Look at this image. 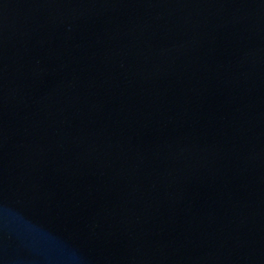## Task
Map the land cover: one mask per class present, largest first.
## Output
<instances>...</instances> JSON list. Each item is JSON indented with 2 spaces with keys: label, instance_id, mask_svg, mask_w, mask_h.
Masks as SVG:
<instances>
[{
  "label": "water",
  "instance_id": "1",
  "mask_svg": "<svg viewBox=\"0 0 264 264\" xmlns=\"http://www.w3.org/2000/svg\"><path fill=\"white\" fill-rule=\"evenodd\" d=\"M0 264H264V0H0Z\"/></svg>",
  "mask_w": 264,
  "mask_h": 264
}]
</instances>
